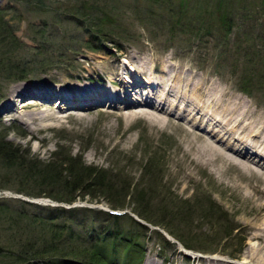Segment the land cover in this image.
Instances as JSON below:
<instances>
[{
  "label": "rangeland",
  "instance_id": "rangeland-1",
  "mask_svg": "<svg viewBox=\"0 0 264 264\" xmlns=\"http://www.w3.org/2000/svg\"><path fill=\"white\" fill-rule=\"evenodd\" d=\"M87 5L93 9H87L91 22L80 17L86 13L80 8ZM0 9L8 23L4 28L13 29V36L0 30V137L23 158L48 169L28 182L30 167L0 161V192L8 195L9 206L0 208V264H49L53 254L42 248L52 246L80 254L72 260L83 264L81 258L89 261L95 244L108 264H254L242 261L258 241L252 228L263 223L264 208L255 205L264 204L259 190H264V175L249 174L234 163L252 162L237 152L245 150L231 139L248 134L244 139L254 143L259 132L264 136L263 128L256 127L264 120V0H0ZM225 12L234 22L232 29L209 31L205 21L215 27ZM179 16L182 23L197 19L203 27L199 35L182 24L173 28ZM102 18L108 22L103 28L94 24ZM42 58L44 69L33 65ZM163 67L167 77L180 79L181 94L188 99L170 82L166 91L157 88L164 84ZM24 68L32 70L27 77L13 78ZM101 75L103 82L98 81ZM136 78L138 86L126 89ZM73 81L106 86L114 101L108 97L80 108L59 96L50 99L40 88L20 92L13 104L4 105L14 85L55 89ZM202 81L214 84V94L222 92L221 101L206 103L205 87L196 88ZM245 83L254 94L241 90ZM124 91L135 105L116 101ZM162 93L170 116L143 102L157 103ZM208 104L213 109L206 115ZM184 108L196 118H188ZM144 109L160 116H144ZM216 111L227 116L237 111L250 124L235 119L239 132L228 131L230 143L222 136L218 141L204 126L206 116L223 124ZM204 140L217 145V155L202 147ZM69 160L90 167L85 181L94 177L90 171H98V179L113 186L106 193L96 191L95 197L77 192L71 203L53 199L49 195H61L76 180ZM53 171L58 173L55 182ZM39 189L47 194L37 198L40 206L73 205L71 212L54 216V222L35 217L42 220L38 228L32 218L11 213L16 199L29 197L22 191ZM29 208L33 215L49 213V208ZM112 209L127 213L114 217L107 213ZM136 212L149 221L139 220Z\"/></svg>",
  "mask_w": 264,
  "mask_h": 264
},
{
  "label": "bare ground",
  "instance_id": "bare-ground-1",
  "mask_svg": "<svg viewBox=\"0 0 264 264\" xmlns=\"http://www.w3.org/2000/svg\"><path fill=\"white\" fill-rule=\"evenodd\" d=\"M89 67L91 68L92 66H89ZM161 70H162V73L164 75H166V77L162 76L163 77L162 81L164 82L163 85H166V86L161 85L160 87L158 86L157 88H162V92L166 91L168 89L166 82H170V86L177 88V92L180 93L179 95L181 98H187L188 99V97L185 96V93H184V95L181 94L182 90H180L181 89L180 79H178L177 76L167 77V69L165 67L161 68ZM149 75L152 78L155 77L154 71L149 72ZM98 81H100V82L105 81V77L103 75H101L98 78ZM115 82H116L115 80H111L112 84L117 85V82L116 83ZM139 82L140 81L136 78L134 80V84L129 85V87H126V89H130L133 86L137 87ZM59 84L62 85V83H59ZM64 85H66V86H64L63 88H60V87L55 88L56 90L53 89L54 86H52V85H51L52 87L51 86L50 87H43V86L39 87V86L30 85L27 88L24 86L21 88L19 85H14L10 90V95L12 98H10L8 100V102H6L4 105L8 104L9 101L13 104L15 98L17 96L22 95V93L25 94L26 92H28V93L34 92L35 90H38L40 88L45 89L46 95L50 99H54L57 96H59L62 99V101L66 102V103H72V104H74L75 107H80V108H85V106L91 107V103H94L96 105L97 102L100 103L105 99H109L108 97L111 98L110 101H112V102L114 101V99H113L114 97L112 96L113 90L108 91L106 86H103L100 88L99 86H96V85L90 86V85H86L84 83L82 84L80 82H75V81H73L71 83L64 84ZM150 85H153V84H150ZM203 86L205 87L204 92H203V96L205 97L206 103H210L214 99L221 101L220 95L222 94V92H220L219 95L214 94L215 89H214V84L212 82L202 81L200 84H198V86L196 88H198L200 90L201 87H203ZM20 92H22V93H20ZM38 92H41V90H38ZM187 92H189V90H186V93ZM122 93L123 94H119V95H122L123 98L122 99L119 98L116 101L121 102L125 106L135 105V103H133L129 99L125 98L126 91H124ZM167 93H168V91H167ZM117 94H118V92H117ZM156 99H157L156 104H155V102H149L147 100L143 101V102L148 107L153 108L155 111L156 110L157 111L164 110L166 113H168V116H170L171 112L168 111L169 109L167 108V101L165 100L166 95L162 93L160 96H156ZM86 101H88V102L85 104ZM190 101H195V100L190 99ZM225 108L227 110L228 109L233 110L230 106H226ZM212 109H213L212 106L210 104H208V106L205 110V114L209 115L210 111H212ZM145 110L146 109H144L142 111L144 116H149L147 114H150V116H152V117L153 116H156V117L160 116L157 113H155L154 111L151 112L150 110H148V111H145ZM188 110L189 109L184 108L183 112H186V114L188 115V118L195 119L197 114H193V113H191V111H188ZM216 112L218 113L217 116H223V124L224 125L222 123H214L212 121L209 122V116H206V119L204 120V121H206V123L204 124V126H206L207 130H210L213 132L214 138L218 139V141H220L219 139L221 136L225 138L224 142L230 141V134L228 131H231L232 133L239 132V131H235L236 126L239 125L235 119H239V123H241V121L244 119L242 122L243 125L249 126V124H250V119L245 118V117H241V116L239 117V115L236 116L235 112H237V111H230V116H227V114H226L227 112L225 114L219 113V111H216ZM213 113H214V111H213ZM35 116H37V115H32L31 118L36 119V118H34ZM213 116H215V115H213ZM149 118H151V117H149ZM151 119H153V118H151ZM162 119L165 121H168L165 118H162ZM215 120H217V119H215ZM235 121H236V123H235ZM201 125L202 124L200 123V126ZM224 126H226L227 132L222 133V132H224L223 131ZM256 127L263 128V129H261V131L263 133L264 132V120L261 124L257 125ZM243 128L247 129L246 127H243ZM198 130H201V128L198 127ZM247 136H248V134H243V135L240 134V136H235V139H231V140H232V142H238V144H239V146H241L242 150H245L243 154L241 153V155H243L244 158L250 160V163L252 162V163L256 164L257 166H259L260 168H262L261 170H263V172H264V136H262L261 132H259V134H257V139L254 140L255 141L254 143L250 142L247 139H244ZM258 138H260V139H258ZM205 140L203 141L202 147L217 155L218 154L217 152L219 151L217 145L212 144L211 141H210L211 143H208ZM249 151H251V152H249ZM237 152H239V151L237 150ZM247 152H249V153L247 154ZM248 156H249V158H248ZM234 163L237 166H239L240 168H243L244 171L249 173V174L255 173L258 176H260L259 174L264 175V173H262L260 171H259L260 173H258L256 171V169L254 168V166L252 165V163H251V165H249V161L243 162L242 160L239 159V161H236ZM262 182L264 183V180ZM259 190L262 192L263 198H264V190H262L261 188H259ZM255 207L261 209V208H264V204L257 203V205H255ZM262 219H263V223L260 226H254L252 228L254 230L253 237L255 239H257L258 241L256 242V244L250 245L248 247V251H246L244 258H243V261H242L243 263H247V262L251 263L253 261L254 264H264V215L262 216ZM208 262H209V260H206L207 264H211L210 263L211 261L209 263ZM212 262H214V261H212Z\"/></svg>",
  "mask_w": 264,
  "mask_h": 264
},
{
  "label": "trees",
  "instance_id": "trees-1",
  "mask_svg": "<svg viewBox=\"0 0 264 264\" xmlns=\"http://www.w3.org/2000/svg\"><path fill=\"white\" fill-rule=\"evenodd\" d=\"M81 9L84 10V13L86 11V13L83 14L82 16H80V17L83 20L90 21L89 19H87V18H90L87 15V11H88L87 9H89V10H93V9L90 6H88V5H87V7L83 6L82 8H80V10ZM181 11H183V10H181ZM3 12H4V10L0 9V30L3 29L6 34H11V36H13V31H12L13 29L4 28V25L8 26V23L5 20H3V17H4ZM225 13L227 14V12H225ZM74 14L78 15L77 11H75ZM104 14L108 15L105 12H104ZM179 18H181V17L179 16L177 18L178 20L176 21V23H172L173 28L182 27V26L185 25V26H187V28H189L190 30H192L194 32V35H195V33L197 34V36L199 35V33L201 32V28H203V27L197 23V19L190 18V19H187V21H185V22L183 21V23H182V20L179 19ZM95 21H96V23H94V24H98L97 26L100 25L101 28H103V26L107 25V23H108L106 18H102L101 21L96 19ZM208 22H209V20L205 21V23L207 25V29H209V31L225 29V28H227V30L229 31L234 26V22H232V18L229 16V14L224 15L221 18V24H219V25H217L215 27L213 26V23H212L211 26H208ZM181 24H182V26H181ZM90 25H91V23H90ZM105 29L107 31V28H105ZM101 30L104 31V29H101ZM203 38H204V36H203ZM43 59H45V58H42L41 60L35 61L33 63V65L36 66V63H38L39 66H41L40 69H44V65H43V61L44 60ZM27 69L28 70H25V68L22 69V70L21 69L18 70V74H17L18 77H14L13 76V78L17 79V78H25V77H27V75L30 73V71H32V70H29V68H27ZM0 161L3 162V163L7 162L10 166L21 165V166H24V167H30L28 172L31 171L32 173H31V175L29 177L26 178V181H28V182H31L30 178L32 176H34V177H36V176H45L48 173V169H47V167L43 166L44 165L43 163H41V162L36 160L35 163L32 164L31 159H28V158H25V157L23 158V156H21L19 154V151H16L14 146L10 145V142H7V140L5 139L4 136L0 137ZM68 163L72 165V168L70 169V172H71V175L73 176V178L76 179V180H74L72 182V185L69 184V185H71V187L69 188L70 190H66V189L63 188L64 190L63 189L61 190V193H62V194L60 193L61 195H57V196L55 194L49 195L53 199L60 200V201H66L68 203H71V202L77 200L76 197H78V196H81V195L85 196L86 194H90L93 197H95L94 193L96 191H99L101 193H106L107 192L106 188H109L110 186H113V185H111V181H108L105 178L102 179V180L98 179V177L101 175L98 171H90V173H93L94 177H92L91 180L85 181V177H83V175L86 174L85 172H87L88 171L87 169H89L90 167L83 168L80 165H73L72 160H69ZM49 175H50V167H49ZM57 176H58V173L56 171L51 172V181L54 180V182H55ZM38 184L39 183H35V185H38ZM66 188L68 189V187H66ZM90 189H96V190L94 192H92ZM17 191H19V190H17ZM20 191H22V190H20ZM73 191L75 193H70V192H73ZM22 192H24V193H26L28 195L34 196V197H42V196H46L47 195L45 193V190L43 191V189H39V191L36 192V193L35 192H29L28 193V192H25V191H22ZM77 192H79L78 196H76ZM6 199L7 198H0V208H2V210H3V208L5 206H7V201L8 200H6ZM16 200H19L17 205H16V207L10 205L11 213L14 212V214L19 215L20 217H23V218L24 217L29 218V220L32 218L31 220L34 221L32 223V225H34L36 228H38V224L42 223V220L40 219V220L37 221L35 219V217H40L41 216L43 218H49V219H52L51 221L54 222L55 221L54 220V216H56V218H59V216L61 214L68 213L71 210V209H66V208H64L62 206H55V207H53V206H45V207H42L40 205H37V204H34V203H29V202H27L25 200H22V199H16ZM30 205H32V207H35L38 210H39V208L40 209L41 208H43V209L49 208V213H48V215H46V214H42L40 212H37L38 214L33 215L32 210L29 208ZM7 207H9V206H7ZM82 210L90 211L87 208H83ZM109 214L110 213H108V215ZM136 214L139 215L140 218L149 221V217L147 215L144 217L141 213H137L136 212ZM111 216H113V215L111 214ZM114 217H118V216H114ZM150 222H153V221H150ZM153 224L157 225V223H155V222H153ZM117 228L118 229H122V227H120V226L117 227ZM64 229H65V227L60 229L59 232L63 233ZM116 235H117V233H116ZM131 235L135 236L134 233H132ZM25 236H27L26 232H25ZM179 240L181 242H183L186 247H190L191 248V246L186 244L185 241L181 240L180 238H179ZM128 244H130V241H129ZM93 247L94 248H92V250L91 249L89 250L90 251L89 261H85L86 258L82 257L81 258V260L83 261L82 263L83 264H108V262L106 261L105 252L101 248V246L99 244H95ZM42 249H43L42 252H47V253L53 254L51 256H48V258H50V260L48 261L49 264H79L78 262H76V261H79V260H72V259L77 258L80 254L72 253L71 250H69V248L63 250L62 248H58L56 246H52L50 248L43 247ZM35 251H37V250L35 249ZM40 253L41 252H37V254H40ZM71 261H74V263L73 262L71 263ZM115 262H117V261H115Z\"/></svg>",
  "mask_w": 264,
  "mask_h": 264
}]
</instances>
